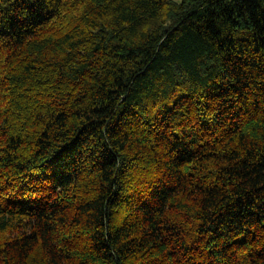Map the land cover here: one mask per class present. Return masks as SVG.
I'll use <instances>...</instances> for the list:
<instances>
[{"label":"trees","instance_id":"16d2710c","mask_svg":"<svg viewBox=\"0 0 264 264\" xmlns=\"http://www.w3.org/2000/svg\"><path fill=\"white\" fill-rule=\"evenodd\" d=\"M0 264H264V0H0Z\"/></svg>","mask_w":264,"mask_h":264}]
</instances>
